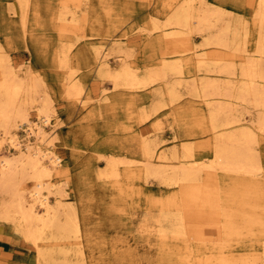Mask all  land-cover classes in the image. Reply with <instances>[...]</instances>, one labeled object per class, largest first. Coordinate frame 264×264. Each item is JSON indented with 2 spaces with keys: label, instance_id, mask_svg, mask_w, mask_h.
Wrapping results in <instances>:
<instances>
[{
  "label": "rangeland",
  "instance_id": "374dc122",
  "mask_svg": "<svg viewBox=\"0 0 264 264\" xmlns=\"http://www.w3.org/2000/svg\"><path fill=\"white\" fill-rule=\"evenodd\" d=\"M62 1L65 0H0V65H14L18 69L19 78L33 82L38 87L39 95L50 99L55 113L51 118L53 134L50 127L46 131L56 153L61 157L60 168L51 174L55 187H60L66 193L62 199L59 220L63 221L69 213L76 216L85 264H187L184 260L186 250L183 242L170 240L162 248L148 234V231L157 229L155 221L162 212L160 206L163 207L170 200L169 196L175 193V189L166 187L153 178H138L134 171L133 175L128 176L122 175V172L125 166H130L133 170L136 166L143 165L142 156H129L126 153V150L133 152V149L139 148L140 141L136 136L142 131L149 141L157 144V150L162 149L171 155L174 149L180 153L181 145H189L195 158L204 157L207 162L213 154L215 134L210 130L207 108L198 101V96L203 93V89L200 90L202 85L198 80L200 85L197 83V91L187 90L190 85L192 89V78L187 80L189 83L181 81V86L175 84L176 76L170 74L167 76L169 82L166 80L169 84L165 81L151 82L144 89L130 92L125 87L114 86V79L101 69L103 67L99 60L106 53V70L116 73L122 65H129L128 68L136 70L141 78L145 73H153L156 68H161V52L167 50L169 63L179 57V49L165 48L159 37L162 31L154 29L162 28L165 20L167 23L164 3L168 0H74L68 2L67 8L70 11L67 9V12ZM203 1L226 13L228 23H233L230 25L232 32L238 22L241 37H238L239 40L236 38L232 48H238V57L245 54L256 60L258 45H262L264 51V42L258 40L259 28L255 19L258 0ZM62 27L68 28L60 31ZM190 27L191 45L197 47L200 53H205L207 49L201 46L204 37L198 35L196 23L192 22ZM96 51L100 53L99 56H96ZM245 60L247 59L239 61L237 58L233 61L236 74ZM216 70L215 73L211 72L214 75H199L205 76L204 80L215 81L217 78L219 82L216 79V83L223 88L230 76L217 75ZM183 72L193 76L195 68L183 65ZM170 82L178 86H172L178 92L173 103L167 95ZM72 85L78 86V96L71 95ZM225 90L221 92L225 93ZM225 98L222 103H231V106L227 105L228 110L230 109L228 113L238 116L246 124L254 120L261 110L252 105L251 101L239 103ZM81 101L86 105L84 108L80 107ZM30 120L36 121L33 110ZM185 121L188 122L187 126ZM23 130L18 131L20 136L25 134ZM259 136L258 146L255 147L261 150V163L264 167V133ZM201 143L207 147L204 148ZM0 144V160L7 159L12 151L6 142ZM110 156H127L131 163L124 167L118 165V173H121L119 178L112 177L110 170L106 168L105 158ZM174 162L175 160L172 163ZM231 176L220 173L218 181H230ZM201 177L205 181L207 175L202 174ZM23 184L29 190L32 189L31 179H25ZM54 197L50 196L52 205L56 202ZM40 213L41 211L38 214ZM46 230L43 233V244L38 242L36 249L33 243L26 240L18 226L17 217L7 223L1 219L0 264L82 263L77 254V246L71 244V238H62L54 228ZM233 243L234 241L230 242ZM245 247L243 243H239L230 248L236 264L249 256L247 253L251 248Z\"/></svg>",
  "mask_w": 264,
  "mask_h": 264
},
{
  "label": "bare ground",
  "instance_id": "6f19581e",
  "mask_svg": "<svg viewBox=\"0 0 264 264\" xmlns=\"http://www.w3.org/2000/svg\"><path fill=\"white\" fill-rule=\"evenodd\" d=\"M72 1L74 0L62 1L66 12L68 2ZM164 5L167 12V23L165 20L163 23L166 24H163L162 28L155 27L154 29L162 31L159 37L165 48L179 49V57L169 63L167 62L169 56L167 50L161 52L159 59L161 68H154L156 71L145 73L143 77L139 78L137 71L128 68L129 65H122L116 73L106 70L108 55L105 53L99 58L103 67L101 69L108 77L114 79V86L125 87L130 92L140 88L144 89L151 82H166L170 74L176 76V80H174L177 82L175 84H181V86L183 80L187 81L192 78L190 79L192 83L189 80L192 89L191 85L190 89L187 88L190 91L197 89V81L199 80L202 85L200 90L203 89V93L200 91L202 95L198 96V101L199 104H203L207 108L211 123L210 130L215 134L213 154L206 162L204 157L195 158L191 147H188L189 145H181L180 153L174 149L169 155L162 149L157 150V144L149 141V138L142 131L136 136L140 141L139 148L133 149V152L126 150V153L129 156L132 154L142 156L143 161L141 163L143 165L136 166L132 170L130 166H125L131 164L127 160V156L122 158L110 156V158H105L106 168L110 170L109 174L112 177L119 178L121 173H118V165H123L125 169H123L122 175H133L132 171H134L138 178L144 180L153 178L162 185L175 189V193L171 197L169 196L170 200L163 207L160 206L162 212L160 216L158 215L159 219L155 221L158 224L157 229L148 231V234L162 248H164L165 242L170 240L183 242L186 250L184 260L187 264H236L230 248L239 243L240 245L243 243L246 246L245 249L251 248L247 253L249 256L243 259L240 264H264V167L261 163V150L260 148L257 150L255 147L258 146L259 134L264 133L263 47L258 45L255 54L257 55L256 60L252 57H246L245 54L238 57L236 55L238 48H232L233 42L240 36L238 22L236 23L237 27L234 26L235 29L232 32L230 25L233 23H228L226 13L217 7L210 6L206 1L168 0ZM255 17L259 28L258 40L264 42V0H258ZM232 18L234 19V16ZM192 22L196 23L198 35L204 37L201 46L207 49L205 53H200L198 48L192 46L189 41ZM166 27L168 29H163ZM67 28L62 27L60 31H65ZM99 55L100 53L96 51V56ZM210 57L212 59H209ZM237 58L239 61L247 59L244 63L242 62L237 70L238 74H236V68L233 65V61ZM183 65H190L195 68L192 77L183 72ZM215 70L217 75L223 74L224 77L226 74L230 76L223 88L215 76V81L203 79L211 72L215 73ZM200 73L205 76L202 77L199 75ZM234 76L237 78H232ZM216 79L218 80L217 83ZM186 81L185 83L188 82ZM32 83L28 82L26 78H19L18 69L14 65H0V136H2L0 142L2 144L6 142L12 151L10 157L0 160V220H6L7 223V221L16 220L17 217L18 226L23 231L26 240L33 243L36 249H38V242L43 244L44 231L47 228H54L62 238L72 239L71 244L77 246L76 250L81 264H85L84 251H82L79 241L80 228L77 218L74 214L69 213L63 221L59 220L62 199L66 193L64 194L60 187H55L51 180L53 171L61 166V157L56 153L55 146L46 131V128L50 127L49 130L53 134L51 118L55 113L50 99L45 95L40 96L38 87ZM172 84L167 95L173 103L177 91H174L172 86L175 85ZM222 90L226 92L222 93ZM71 91L73 92L71 95L78 96L79 88L77 85H72ZM186 94L188 95V93ZM218 96L226 97L228 101L233 99L239 103L251 101L252 105L262 111L260 110L256 114L257 117L246 124L238 116L231 112L228 113L230 109L228 110L227 105L231 106V103L226 101L222 103L223 98L220 99ZM85 106L84 102L81 101L80 107L84 108ZM232 108L231 110H234L236 107ZM31 110H33L36 121L30 120ZM183 119L185 120V117ZM193 122H195L194 119ZM187 125L188 122L185 126ZM192 126L190 125V127ZM22 127H26V129L23 130ZM19 130H23L25 134L20 136ZM2 139L5 141L4 143ZM202 145L204 148L207 147L204 143ZM171 159L175 162L172 163ZM132 162L134 163V161ZM220 173L227 177L232 175L229 177L230 181H218ZM202 174L207 175L205 181L201 180ZM27 178L31 179L32 182V189L30 190L23 184ZM51 195L55 196V205L50 203ZM2 196L4 199H1ZM39 211H41L40 214H38ZM232 241L234 243L230 244ZM180 261L182 262V259Z\"/></svg>",
  "mask_w": 264,
  "mask_h": 264
},
{
  "label": "built area",
  "instance_id": "2783aa9c",
  "mask_svg": "<svg viewBox=\"0 0 264 264\" xmlns=\"http://www.w3.org/2000/svg\"><path fill=\"white\" fill-rule=\"evenodd\" d=\"M22 128H24V129H26V127H22ZM23 132V131H22ZM25 133V132H24Z\"/></svg>",
  "mask_w": 264,
  "mask_h": 264
}]
</instances>
